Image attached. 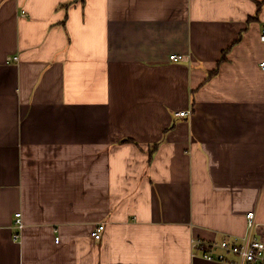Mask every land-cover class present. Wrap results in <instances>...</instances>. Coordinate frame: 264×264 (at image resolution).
I'll use <instances>...</instances> for the list:
<instances>
[{
	"label": "crops",
	"instance_id": "0c3cea01",
	"mask_svg": "<svg viewBox=\"0 0 264 264\" xmlns=\"http://www.w3.org/2000/svg\"><path fill=\"white\" fill-rule=\"evenodd\" d=\"M262 37L264 0H0V264L264 242Z\"/></svg>",
	"mask_w": 264,
	"mask_h": 264
},
{
	"label": "built area",
	"instance_id": "2783aa9c",
	"mask_svg": "<svg viewBox=\"0 0 264 264\" xmlns=\"http://www.w3.org/2000/svg\"><path fill=\"white\" fill-rule=\"evenodd\" d=\"M264 41V37H262ZM172 62L182 61L180 56H172ZM14 61H18V58H14ZM264 68V63L262 64ZM191 116V112H182L177 114V117L187 118ZM15 225L18 231L14 235V242L19 243L21 239V233L24 229V223L22 221V214L15 216ZM248 221V233L255 227V213H250L247 216ZM106 230L104 225H100L92 233V237L96 241H101L103 234ZM60 239H56V243L59 244ZM192 247L194 254L201 252L202 257L209 262H218L229 264L231 257L239 259V264H264V242L252 239L249 236L247 238H225L220 242L209 243L203 240L194 239L192 241Z\"/></svg>",
	"mask_w": 264,
	"mask_h": 264
}]
</instances>
